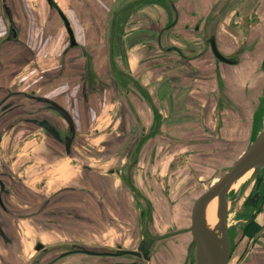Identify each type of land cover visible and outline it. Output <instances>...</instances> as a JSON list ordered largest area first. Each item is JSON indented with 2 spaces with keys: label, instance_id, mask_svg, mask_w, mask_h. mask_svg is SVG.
<instances>
[{
  "label": "crops",
  "instance_id": "1",
  "mask_svg": "<svg viewBox=\"0 0 264 264\" xmlns=\"http://www.w3.org/2000/svg\"><path fill=\"white\" fill-rule=\"evenodd\" d=\"M263 102L264 0H0V264H198L196 189Z\"/></svg>",
  "mask_w": 264,
  "mask_h": 264
},
{
  "label": "water",
  "instance_id": "2",
  "mask_svg": "<svg viewBox=\"0 0 264 264\" xmlns=\"http://www.w3.org/2000/svg\"><path fill=\"white\" fill-rule=\"evenodd\" d=\"M70 33L71 43H74V38L71 30ZM211 48L214 55L223 60L229 61L223 57L216 47L214 40L211 41ZM264 168V129L256 136L246 151L236 160L232 167L222 174L207 190L199 195L196 199L191 214L190 231L192 234V243L195 246V257L198 264H227L231 256V242L229 234V226L227 222L228 214V194L231 185L248 173L250 170L255 169V173ZM241 189L237 190L231 201L238 198ZM218 197V214L222 230L223 246L221 250L212 243L210 240L204 223V209L206 204L213 198ZM151 239H147L143 247L139 249L140 252L145 254L151 245ZM41 249L42 245L36 247Z\"/></svg>",
  "mask_w": 264,
  "mask_h": 264
},
{
  "label": "rangeland",
  "instance_id": "3",
  "mask_svg": "<svg viewBox=\"0 0 264 264\" xmlns=\"http://www.w3.org/2000/svg\"><path fill=\"white\" fill-rule=\"evenodd\" d=\"M261 108L262 109L260 110V112H262V114L264 115V102H263V106ZM216 169L217 170H215L213 177L209 180H206L203 185H201L199 188L196 189V194H195L196 199L199 197V195L201 193H203L205 190H207L216 181L217 177L221 176L227 170H229V165L226 168L222 167V165H216ZM257 173H255V172L251 173L248 176V178L246 180H244V182L241 184V186L239 188V189H241V193H240V197L238 196L239 198L237 200L231 201V198L233 197V195L235 194V192L237 190H233V191L230 190V192L228 194V199L230 201L228 203L227 222H228V226H229L231 246H234L236 249L237 245L240 243L242 248L244 247L245 252L249 248L250 240L252 238L250 229L246 230V227H247V225L249 223V219H250L247 216L251 215L252 212L247 211V207L244 206V199L246 198L245 196L248 192V189L252 185V183H256L257 177H255V175ZM196 199H195V201H196ZM238 200H240V201H238ZM242 206H243V209L240 210ZM240 214L244 215V217L242 218L244 221L243 223L238 221L241 219V218L238 219L239 217H241ZM168 235H176V233H173V234L168 233ZM241 237H243L245 239V240H242V241H245L243 244H241ZM240 245H239V247H240ZM238 257H237V253H234V251H233L232 256H230V259H229L227 264H240L241 259H239ZM194 261H195L194 259H191L190 263L192 262L191 264H194Z\"/></svg>",
  "mask_w": 264,
  "mask_h": 264
},
{
  "label": "bare ground",
  "instance_id": "4",
  "mask_svg": "<svg viewBox=\"0 0 264 264\" xmlns=\"http://www.w3.org/2000/svg\"><path fill=\"white\" fill-rule=\"evenodd\" d=\"M255 169L250 170L248 173H246L244 176H242L240 179L235 181L231 187L230 190H239L241 184L248 178V176L253 173ZM204 223L205 228L207 231V234L214 243V245L218 248V250H221L223 246L222 242V230L220 226L219 221V214H218V197H215L211 199L205 206L204 209Z\"/></svg>",
  "mask_w": 264,
  "mask_h": 264
},
{
  "label": "trees",
  "instance_id": "5",
  "mask_svg": "<svg viewBox=\"0 0 264 264\" xmlns=\"http://www.w3.org/2000/svg\"><path fill=\"white\" fill-rule=\"evenodd\" d=\"M255 177H257L256 178V185H257V187H258V189L260 191V194L264 195V168H262L255 175ZM240 216L241 217H239L238 219L244 217V215H241V214H240ZM247 217H249L250 219H249V223H248V225L246 227V230L249 229V227L251 226V224L254 222L253 217H251V215H248ZM231 247H232V251L231 252L233 253V251H234V253H235V247L234 246H231ZM232 253H231V256H232Z\"/></svg>",
  "mask_w": 264,
  "mask_h": 264
},
{
  "label": "flooded vegetation",
  "instance_id": "6",
  "mask_svg": "<svg viewBox=\"0 0 264 264\" xmlns=\"http://www.w3.org/2000/svg\"><path fill=\"white\" fill-rule=\"evenodd\" d=\"M255 192H256V193H257V192L260 193V191H259V189H258L257 187L254 189V192H253L252 196L247 200L248 203H249V202H250V203L253 202V200H254V198H255V197H253ZM260 195L262 196V194H260ZM260 195H259V196H260Z\"/></svg>",
  "mask_w": 264,
  "mask_h": 264
}]
</instances>
